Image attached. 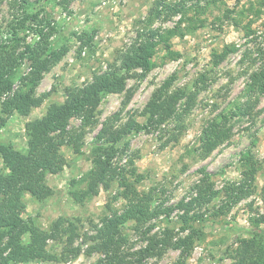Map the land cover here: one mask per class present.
Returning a JSON list of instances; mask_svg holds the SVG:
<instances>
[{
    "label": "rangeland",
    "instance_id": "374dc122",
    "mask_svg": "<svg viewBox=\"0 0 264 264\" xmlns=\"http://www.w3.org/2000/svg\"><path fill=\"white\" fill-rule=\"evenodd\" d=\"M155 1L0 0V40L22 22L18 51L40 42L37 31L47 36L50 49L66 50L43 73L34 91V97H43L42 103L28 116L12 112L7 104L14 92L26 89L29 62L23 61L15 71L11 92L0 95V147L25 153L27 122L42 117L49 105L63 103L67 89L81 88L105 72L143 35L155 30L164 34L180 25V15L150 14ZM185 16L192 21L183 20L182 36L158 43L149 71H136L122 93L102 97L86 129L81 154L62 148L66 166L46 176L52 195L43 201L23 196L22 219L44 232L57 223L65 229L73 224L77 233L73 246L81 248L80 254L63 262L24 264H107L113 253L131 264H232L233 251L264 216V93H244L251 75L264 66V0H221L198 15ZM170 78L168 93L181 90L189 95L199 82L201 91L194 103L187 106L183 99L174 117L136 131L131 124H146L148 102ZM248 99L250 116H230L229 138L205 153L201 136L208 122L222 113L233 114L235 106ZM115 114L117 120L112 121ZM79 125L78 119H71L68 129ZM102 128L107 131L101 144L112 149L115 177L107 186L88 191L92 144ZM246 158L256 164L247 184L242 175L250 164ZM132 169L141 175L136 190L150 196L156 215L118 226V232L110 235L114 248L101 251L97 229L102 219L126 209L118 180L129 177ZM7 173L0 156V182ZM204 183L216 195L209 202L194 203ZM192 233L196 239L189 252L172 248L177 239ZM63 247L64 239L47 243V250L57 255Z\"/></svg>",
    "mask_w": 264,
    "mask_h": 264
},
{
    "label": "trees",
    "instance_id": "16d2710c",
    "mask_svg": "<svg viewBox=\"0 0 264 264\" xmlns=\"http://www.w3.org/2000/svg\"><path fill=\"white\" fill-rule=\"evenodd\" d=\"M221 0H156L150 10L154 17L162 15H180L179 24L174 28L159 34V31H152L148 35H143L141 41L127 47L119 54L108 69L96 76L93 80L81 88L67 89L65 100L61 104H51L46 109L42 117L27 122L25 132L27 136V150L20 153L10 146L0 147V156L8 170L7 175L0 182V264H24L32 261H42L57 263L65 261L69 257L76 258L80 252V247H74L77 233L73 224L69 223L68 228H61L60 224H55L50 232H44L31 222L24 221L22 214L25 212L23 196L31 195L37 201H43L52 195L51 189L47 185L46 176L55 175L66 166V159L62 154V148L67 147L74 154H81L83 140L86 129L92 125V118L100 101L104 95L120 94L126 87V81L136 71L145 73L151 67V59L159 42L164 38H170L179 34L182 36L180 26L183 20L192 21L185 15L192 12L198 15L209 5H216ZM185 16V17H184ZM184 17V18H183ZM32 20H34L32 18ZM23 25L20 22L19 27ZM11 27V32L0 40V95L11 92L13 87V76L23 61H28L31 72L26 89L18 90L8 98L7 104L12 112H17L21 116H28L33 108L41 105L43 97H34V91L38 86L43 73L51 63L59 61L66 50L57 51L49 48L47 36L41 31H37L39 41L33 45L27 44L23 50L18 51L19 43L22 41L17 35L21 28ZM165 48L169 49L168 45ZM224 55L220 56L222 59ZM217 63V62H216ZM172 78L165 81L151 97L146 107L147 120L145 125L131 124L136 131L146 129L149 125L162 124L165 120L172 118L176 114L177 104L185 99L187 106L194 103L198 93L201 91L199 82L195 84L194 90L187 95L181 90L171 93L167 88ZM245 94L264 93V66L254 72L249 82H247ZM250 99L242 105H237L232 112L219 114L217 118L208 122L202 130V148L205 153L211 152L229 138L230 128L227 127L230 116H250L252 106ZM71 119H78L80 125L76 130H69L68 123ZM117 120V114L114 120ZM107 128L99 130L93 142L92 167L88 173V191H94L100 185L107 186V181L115 176L111 166L113 157L112 149L102 147L101 140ZM250 163L247 170H243V177L246 184L252 179L255 171V162L251 158H246ZM245 167V166H243ZM141 181V175L135 170L130 171L129 177L119 178L118 183L121 188V198L126 201L124 212L113 218L102 219V227L97 229L98 249L105 251L113 249L115 241L110 235L118 232V226H122L128 221L136 224L156 215V210L151 208V198L149 195L140 194L135 188V184ZM205 184V183H204ZM210 185H203L197 191L194 203L209 202L214 196ZM242 195V194H241ZM77 198V196H74ZM240 197V196H239ZM264 199V189L262 191ZM238 199V198H237ZM186 211H189L187 209ZM264 216H261L254 225V230L248 239L240 242L239 246L231 255L234 262L232 264H264ZM27 236V242L23 238ZM64 247L59 255L50 253L47 250L48 241H63ZM193 233L184 238L177 239L172 248L187 253L193 246ZM159 244V243H158ZM151 249L148 248L147 251ZM107 251V250H106ZM107 264H131L125 262L120 256L113 253L108 257Z\"/></svg>",
    "mask_w": 264,
    "mask_h": 264
}]
</instances>
